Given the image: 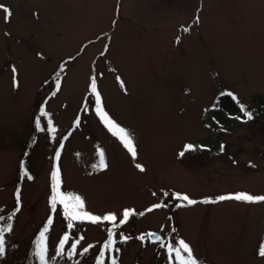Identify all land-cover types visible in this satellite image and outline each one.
<instances>
[{
    "label": "rangeland",
    "instance_id": "1",
    "mask_svg": "<svg viewBox=\"0 0 264 264\" xmlns=\"http://www.w3.org/2000/svg\"><path fill=\"white\" fill-rule=\"evenodd\" d=\"M7 4V20L0 11V229H12L3 232L0 264H41L36 242L49 218L47 264H170L167 246L181 239L198 264H264V202L216 200L264 196V116L233 118L230 132L205 116L221 94L250 105L264 93V0ZM93 78L104 111L131 135L135 158L97 115ZM54 165L60 191L79 196L82 211L116 221H71L59 203L53 210ZM125 210L132 215L121 224ZM110 230L115 243L104 249ZM149 232L162 241L139 239Z\"/></svg>",
    "mask_w": 264,
    "mask_h": 264
},
{
    "label": "snow or ice",
    "instance_id": "2",
    "mask_svg": "<svg viewBox=\"0 0 264 264\" xmlns=\"http://www.w3.org/2000/svg\"><path fill=\"white\" fill-rule=\"evenodd\" d=\"M0 10H3L5 12V19L7 20L8 16L11 15L10 11L3 5H0ZM185 31L188 29L185 28ZM119 79V78H117ZM91 91L95 93L96 95V113L99 116L100 120L105 124V126L109 129V131L116 137L119 138L123 146L127 149V151L131 154L133 158L136 157L137 152H136V147L134 145L133 139L131 135L127 132L126 129L118 125L115 121H113L109 115L104 111L103 107L101 106V99H100V94L97 92L96 88V81L95 78L92 79L91 82ZM121 87H123V83L121 82ZM228 95H232L229 93ZM241 107V112L244 113V116L246 119L250 120L252 119V114L251 112H248L245 110V107L243 105ZM77 124L79 121L76 122ZM36 127L39 130H43L40 128V122L39 120L36 121ZM48 127L52 132H55V129L52 127V122L51 120L48 121ZM63 148V143L61 142L60 148L56 150L55 157L54 159L56 161H59L60 158V149ZM194 146L193 145H186L185 146V151L188 150H193ZM223 150V149H221ZM184 153L181 152L180 155H183ZM100 160H99V165L98 167L102 170L107 167L105 160H104V153L101 150L99 152ZM95 167V166H94ZM138 169L143 171V167L139 164L136 165ZM25 176H27L28 179H32L30 175L27 174V172L24 173ZM52 181H53V195L51 197V207L53 210H55L57 203L63 205L64 209V214L67 218H69L71 221H76V220H88L92 223L99 222L101 220L104 221H110L114 222L116 221V216L114 214H108L105 215L104 217H99L95 216L92 214H89L87 212L82 211L84 207L83 200L79 196H72V195H67L63 192L60 191V169L58 165H54V170L52 172ZM183 200L187 201L189 205L196 204L197 201L190 199L188 196H183ZM229 199H234L237 201H245V202H250V203H255V202H264V196H253L248 193H236V194H230V195H221L216 198L217 201H223V200H229ZM17 201H19V194L17 193ZM205 203L211 202V201H204ZM153 207H160V205H155ZM18 210V209H17ZM151 210V209H149ZM132 215V213L129 210H125L123 212V219L120 221L121 224L125 223L128 218ZM3 217H0V220H2ZM11 219V217H9ZM52 224V219L49 218L46 222V226L43 228L42 231L39 233V240L36 242V252L35 255L39 258L41 264H47L46 261V253H47V247H46V233L49 231L48 225ZM69 228H72L73 225L71 223L68 224ZM12 225L8 224L6 229H0V257H3L5 253V240L3 238V232L4 231H11ZM153 236H155L154 233L148 234V238L151 239ZM69 237L65 235L59 243V250L57 254H62L64 250V245L68 241ZM81 239H83L81 237ZM121 239L127 240L128 237L123 236L121 234ZM139 239L143 240L144 236L139 237ZM157 240H159V237H156ZM115 241L113 239V234L112 231H109V236L108 240L105 242L103 245L104 249H112ZM77 244H79V240H77L75 243L71 245V250L73 253H75ZM165 245L161 244V247H164ZM91 247V245L89 246ZM85 253L88 251V248H85L83 250ZM118 252L119 249H116ZM167 253L169 256V262L172 264V259L173 255L175 258L176 264H198L197 259L193 255V250L191 249L190 245L185 242L184 240H179L176 245L169 244L167 246ZM259 255L264 257V245L261 246L259 250ZM104 256V251L102 250L100 252V257ZM98 264H102V262L98 258ZM111 264H116V260L112 259Z\"/></svg>",
    "mask_w": 264,
    "mask_h": 264
},
{
    "label": "trees",
    "instance_id": "3",
    "mask_svg": "<svg viewBox=\"0 0 264 264\" xmlns=\"http://www.w3.org/2000/svg\"><path fill=\"white\" fill-rule=\"evenodd\" d=\"M241 105L252 115L264 116V93L254 94L251 97L250 105L242 104L227 94H221L215 98L210 108L206 110L205 116L212 119L220 129L227 132L232 131L236 126L233 118L246 121L244 113L241 112ZM223 117V121L220 120ZM225 117V118H224Z\"/></svg>",
    "mask_w": 264,
    "mask_h": 264
},
{
    "label": "flooded vegetation",
    "instance_id": "4",
    "mask_svg": "<svg viewBox=\"0 0 264 264\" xmlns=\"http://www.w3.org/2000/svg\"><path fill=\"white\" fill-rule=\"evenodd\" d=\"M9 0H0V5H3V6H5L9 11L11 10V7L7 4V2H8ZM12 1H14V0H12ZM17 1H19V0H17ZM21 1H23V2H26V1H28V0H21ZM2 13H5L3 10H0Z\"/></svg>",
    "mask_w": 264,
    "mask_h": 264
},
{
    "label": "water",
    "instance_id": "5",
    "mask_svg": "<svg viewBox=\"0 0 264 264\" xmlns=\"http://www.w3.org/2000/svg\"><path fill=\"white\" fill-rule=\"evenodd\" d=\"M149 234H150V233H149ZM154 234H155V236H153V237L150 239V241H153V242L161 241V237H160V235L157 234V233H154ZM141 236H144V239H145V238L148 236V234H142ZM156 237H159L160 239L157 240Z\"/></svg>",
    "mask_w": 264,
    "mask_h": 264
}]
</instances>
